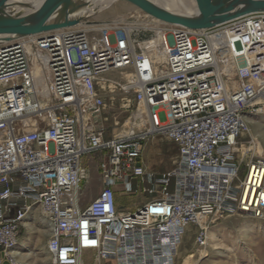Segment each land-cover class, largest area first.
I'll return each instance as SVG.
<instances>
[{
  "label": "built area",
  "instance_id": "1",
  "mask_svg": "<svg viewBox=\"0 0 264 264\" xmlns=\"http://www.w3.org/2000/svg\"><path fill=\"white\" fill-rule=\"evenodd\" d=\"M143 19L154 28L138 38L114 25L0 40V264H17L34 205L51 224V264H86L88 252L112 264H177L191 227L205 244L219 216H264V153L241 139L264 114V10L212 28ZM112 105L131 133L110 134ZM155 136L177 148L162 174L143 159ZM99 154L102 188L83 205L82 158ZM135 195L147 199L119 207V196Z\"/></svg>",
  "mask_w": 264,
  "mask_h": 264
},
{
  "label": "rangeland",
  "instance_id": "2",
  "mask_svg": "<svg viewBox=\"0 0 264 264\" xmlns=\"http://www.w3.org/2000/svg\"><path fill=\"white\" fill-rule=\"evenodd\" d=\"M138 11L140 12L138 13ZM147 14L126 0H117L107 9L87 18L85 22H92L91 24L97 28L110 23L119 26L121 22L122 24L136 22L134 25L126 26L139 27L144 23L137 21L146 17ZM97 33H99L98 30L94 32V34ZM109 115L110 134L114 135L121 132L120 134L123 135L132 132L133 126H130L126 112L112 105ZM41 119L43 120L44 117ZM35 123L36 121L31 124ZM31 124L27 125L30 126ZM251 138L257 139L260 150L264 153V114L254 116L250 120V130L241 139L247 141ZM101 158V154L94 157L85 155L82 158L83 164L90 169L89 178L86 180L81 193L83 205L92 201L95 194L102 188L97 170V164ZM143 159L148 168H151L150 170L162 174L175 166L177 148L166 137L155 136L147 142ZM146 199V196L142 195L119 196L118 204L121 209L127 210L138 206ZM50 230V221L42 208L39 205H34L22 226L17 250L20 254L15 255L17 260H20V263L17 264H51L48 249ZM196 231L195 227H191L186 233L180 246L177 264H264V216L256 217L248 213L219 216L212 222L205 244L196 243ZM85 263L112 264L107 261H99L94 252L86 253Z\"/></svg>",
  "mask_w": 264,
  "mask_h": 264
},
{
  "label": "water",
  "instance_id": "3",
  "mask_svg": "<svg viewBox=\"0 0 264 264\" xmlns=\"http://www.w3.org/2000/svg\"><path fill=\"white\" fill-rule=\"evenodd\" d=\"M126 1L162 21L180 24L193 29L214 27L236 17L264 10V0H242V6L231 12H226L227 9H230V6L228 8L224 7L222 0L218 2L199 0V7L205 17L201 18V20L193 21L162 10L149 0ZM66 2L73 3V0H41L40 4L34 7H29V2L26 0H0V37H3L1 39H8L11 36L39 34L75 25L77 20L69 17H66L61 22L47 20V17L55 9ZM78 3H73L72 8L77 7ZM8 10H11L13 14H8Z\"/></svg>",
  "mask_w": 264,
  "mask_h": 264
},
{
  "label": "bare ground",
  "instance_id": "4",
  "mask_svg": "<svg viewBox=\"0 0 264 264\" xmlns=\"http://www.w3.org/2000/svg\"><path fill=\"white\" fill-rule=\"evenodd\" d=\"M26 1L29 2V5H30L29 7L37 6L41 2V0H26ZM113 1H115V0H73V3L79 2L77 7L72 8L73 3H68V2L63 3L57 9H55L47 17V19H49L48 21L61 22L66 17H69L71 19H76L77 23L73 26L68 27V28H71V29H81L82 28V29H86V30H91L94 28L97 30H103L107 27L109 28V27L114 26V25L104 24L100 28H97L91 24L92 22H85V21H87L86 20L87 18L100 13L104 9H107ZM149 1L162 10L177 14V15L182 16L184 18H187L189 20L197 21V20H201V18L205 17V14H203V12L201 11V9L199 7V0H149ZM218 1L219 0H213V2H218ZM222 3H223V6L226 8H228L230 6L229 7L230 9L229 10L227 9L226 12L235 11L242 6V0H222ZM231 6H232V8H231ZM24 10H25V8H24ZM7 13L10 15L13 14L11 12V10H8ZM139 21H143L144 24H142L139 27L138 26H136V27H129L128 26L127 27L126 25H129V24L134 25L136 22L129 23V24H127V22L122 24V22H121L119 26L123 27L124 29L129 30L133 34L134 38H138L140 31H143V30L145 31L146 29L148 30L152 26V24H150L149 21H145V19H141ZM159 21H162V20H159ZM144 25H145V27H144ZM152 28H154V27L152 26ZM210 28H212V27H210ZM217 29L219 30V27H217ZM220 29H222V27H220ZM1 38H3V37H0V40H1ZM219 58H221V60H222L224 58L223 54H220ZM35 71H36L35 73L37 75V89H38L39 97L42 99L43 103L45 104L48 101V99L50 98V92H49L47 84L45 83L46 72L42 68H40L39 65H37L35 67ZM31 120L32 121L34 120V122H35L36 118L35 117H28L26 120V124L34 123ZM136 124L142 128V126L144 124V120L139 118L137 120ZM129 133H131V132H129ZM260 152H262V151L260 150ZM13 254L18 256L20 254V252L15 251ZM19 261L17 260V263H20Z\"/></svg>",
  "mask_w": 264,
  "mask_h": 264
},
{
  "label": "crops",
  "instance_id": "5",
  "mask_svg": "<svg viewBox=\"0 0 264 264\" xmlns=\"http://www.w3.org/2000/svg\"><path fill=\"white\" fill-rule=\"evenodd\" d=\"M117 0H115V1H113L111 4H110V6L114 3V2H116ZM109 6V7H110ZM140 11H138V13H139ZM47 20H49V19H47ZM138 23H140V21H137ZM151 24V23H150ZM149 169H151V168H149ZM100 192V191H99ZM99 192H97L96 194H95V196H94V198L95 197H97L98 196V194H99Z\"/></svg>",
  "mask_w": 264,
  "mask_h": 264
}]
</instances>
